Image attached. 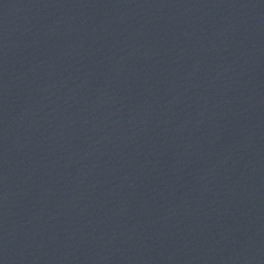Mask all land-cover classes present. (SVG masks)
<instances>
[{
    "label": "water",
    "instance_id": "water-1",
    "mask_svg": "<svg viewBox=\"0 0 264 264\" xmlns=\"http://www.w3.org/2000/svg\"><path fill=\"white\" fill-rule=\"evenodd\" d=\"M0 264H264V0H0Z\"/></svg>",
    "mask_w": 264,
    "mask_h": 264
}]
</instances>
